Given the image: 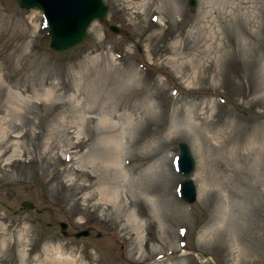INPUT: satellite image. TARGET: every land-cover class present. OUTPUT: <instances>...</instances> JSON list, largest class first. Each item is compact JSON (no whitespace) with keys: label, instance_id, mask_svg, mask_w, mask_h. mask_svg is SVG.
I'll use <instances>...</instances> for the list:
<instances>
[{"label":"rangeland","instance_id":"374dc122","mask_svg":"<svg viewBox=\"0 0 264 264\" xmlns=\"http://www.w3.org/2000/svg\"><path fill=\"white\" fill-rule=\"evenodd\" d=\"M105 2L55 53L40 11L0 0V264H264V0ZM103 133L122 143L116 201L84 175Z\"/></svg>","mask_w":264,"mask_h":264},{"label":"water","instance_id":"95a60500","mask_svg":"<svg viewBox=\"0 0 264 264\" xmlns=\"http://www.w3.org/2000/svg\"><path fill=\"white\" fill-rule=\"evenodd\" d=\"M17 4L24 9L38 8L45 13V20L49 32V46L54 52H68L87 38V29L92 21H104L110 8L103 0H16ZM190 10L193 11L196 0H188ZM76 6V7H75ZM74 9V10H73ZM72 10V11H71ZM44 15V14H43ZM111 25L109 28L113 32L119 29ZM179 156L177 168L185 177L180 185V195L188 203H193L196 199V188L189 176L194 170V160L188 145L181 141L179 143ZM23 209H32L34 206L29 201L21 202ZM63 236H67L65 231L66 223L61 222ZM75 237L88 235L87 230L73 234Z\"/></svg>","mask_w":264,"mask_h":264},{"label":"bare ground","instance_id":"6f19581e","mask_svg":"<svg viewBox=\"0 0 264 264\" xmlns=\"http://www.w3.org/2000/svg\"><path fill=\"white\" fill-rule=\"evenodd\" d=\"M74 1L75 0H73V2ZM42 13L45 16V13L44 12ZM149 97L150 96L146 98L148 99ZM150 110H151L150 103L146 102L144 104L143 113L147 114L150 112ZM102 121L108 122V118L104 117ZM132 127H133V122L130 121L127 129L130 130L132 129ZM122 134H124V132H122ZM201 135L207 137L204 132H202ZM117 137L118 136L115 133L114 134L103 133L100 136L98 143L92 146L91 150L89 149L91 152L87 150L86 164L89 166H87L88 170H85V174H84L89 186L98 184L99 193H105L106 189L109 187V184L112 185V190L110 192H112V194L114 193L115 195L114 197L111 198L112 200L117 199V196H116L117 189L113 186H117V183L119 181L118 180L119 175L124 174L123 167L121 165L122 153L120 150L122 143L121 141L118 140ZM100 169H104V171H107V173L101 175V173L98 172ZM150 197H153L152 192L146 191L144 201L150 202L151 200ZM131 217L134 221L137 220L134 215H132ZM3 243H4V238L0 239V244H3ZM57 254H58L57 258L59 260L61 254L58 251H57ZM165 256L166 258H164L163 260H167L168 264H183V261L179 259L182 257V255H172V252H171ZM171 259H173L174 261H171ZM162 263L163 261L161 259V261L156 262L155 264H162Z\"/></svg>","mask_w":264,"mask_h":264}]
</instances>
